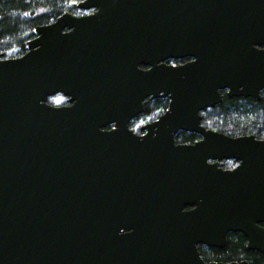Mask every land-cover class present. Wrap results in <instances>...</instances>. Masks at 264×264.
Here are the masks:
<instances>
[{"label": "water", "instance_id": "water-1", "mask_svg": "<svg viewBox=\"0 0 264 264\" xmlns=\"http://www.w3.org/2000/svg\"><path fill=\"white\" fill-rule=\"evenodd\" d=\"M77 6L95 11L38 26L21 57L0 52V264H250L207 263L198 245L242 232L264 254V139L201 113L222 91L261 99L264 0ZM57 93L71 104H48Z\"/></svg>", "mask_w": 264, "mask_h": 264}, {"label": "trees", "instance_id": "trees-1", "mask_svg": "<svg viewBox=\"0 0 264 264\" xmlns=\"http://www.w3.org/2000/svg\"><path fill=\"white\" fill-rule=\"evenodd\" d=\"M83 0H0V52L5 57L22 56L34 38L38 26L48 25L66 12L82 13L77 4ZM170 64L178 63L170 59ZM222 101L202 112V125L229 136L254 135L264 139V95L261 100L251 97H228L223 91ZM169 98L148 99L145 111L130 123L135 132L156 120L168 108ZM199 138L193 132L180 131L176 143H192ZM229 163V162H228ZM231 164V163H229ZM232 165V164H231ZM245 236L230 233L222 248L199 246L205 261H237L248 259L264 264V254L246 248Z\"/></svg>", "mask_w": 264, "mask_h": 264}, {"label": "flooded vegetation", "instance_id": "flooded-vegetation-1", "mask_svg": "<svg viewBox=\"0 0 264 264\" xmlns=\"http://www.w3.org/2000/svg\"><path fill=\"white\" fill-rule=\"evenodd\" d=\"M77 9L78 10H80V11H82V13H78V14H74L75 16H78V17H80V16H84V15H88V14H91V13H93L94 11H95V9L94 8H92V9H90V10H88V11H86V10H83V9H80V8H78V6H77ZM68 31V29H65L64 30V32H67ZM23 56V55H22ZM18 57H21V56H17V57H15V58H18ZM3 58H10V57H3ZM174 60H177V62L178 63H174V64H182V63H185L186 61H188L189 59L188 58H185V59H174ZM166 63H167V61H166ZM169 63V62H168ZM261 98H262V96L264 95V92L262 91L261 93ZM261 100V99H260ZM47 103L48 104H50V105H55V106H66V105H70L71 104V102L69 101V97L68 96H65L64 94H62V93H57V94H55V95H51V96H49L48 97V99H47ZM112 127V125L109 127V128H111ZM142 128V127H141ZM250 135H252V134H250ZM243 136V135H242ZM231 137H233V136H231ZM235 137H237V136H235ZM201 137L199 136V138L197 139V140H195L194 142H196V141H198L199 139H200ZM194 142H192V143H194ZM231 163V164H229V163ZM221 164H222V168L223 169H225V170H231V169H234L238 164H239V162L238 161H236V160H222L221 161ZM262 226L264 227V224H262ZM230 233H241V234H243L244 236H245V239H246V248L247 249H250V250H253V251H257V252H260V251H258V250H255V249H251V248H249L248 247V243H249V239H248V237H246V235L244 234V233H242V232H229L228 234H227V237H226V242H227V238H228V235L230 234ZM201 245H204V244H199L198 245V249H199V246H201ZM226 245V244H225ZM205 246H207V245H205ZM207 247H209V246H207ZM199 252H200V250H199ZM261 253V252H260ZM263 254V253H262ZM200 255H201V253H200ZM202 257V256H201ZM203 259V258H202ZM204 260V259H203ZM248 261L250 264H253V263H251L248 259H243V260H237V261H205V262H207V263H209V262H226V263H229V262H240V261Z\"/></svg>", "mask_w": 264, "mask_h": 264}]
</instances>
